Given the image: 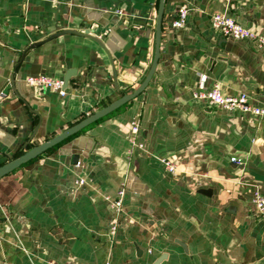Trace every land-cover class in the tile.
<instances>
[{
	"label": "crops",
	"instance_id": "crops-1",
	"mask_svg": "<svg viewBox=\"0 0 264 264\" xmlns=\"http://www.w3.org/2000/svg\"><path fill=\"white\" fill-rule=\"evenodd\" d=\"M182 3L191 10L173 28ZM157 8L158 0H0V166L140 85ZM215 12L264 36V0H165L145 89L0 177V264H264V211L253 203L264 196V114L197 96L217 84L263 105L264 48L213 29ZM67 74L65 96L25 81ZM121 188L111 238L109 202Z\"/></svg>",
	"mask_w": 264,
	"mask_h": 264
},
{
	"label": "built area",
	"instance_id": "built-area-1",
	"mask_svg": "<svg viewBox=\"0 0 264 264\" xmlns=\"http://www.w3.org/2000/svg\"><path fill=\"white\" fill-rule=\"evenodd\" d=\"M191 10V7L187 3H182L177 10L176 17L172 22L173 28H181L184 26L187 16ZM211 26L213 29L221 33L222 35L234 39L248 40L257 49L264 48V36L260 35L235 20L233 17L228 16L225 13L215 12L210 17ZM26 83L30 86L37 88L49 89L56 92L60 96L67 95L66 86L64 81L59 78H53L47 75H29L25 79ZM199 97L203 98L209 106L218 107L228 111H240L243 113H253L255 115L264 114V104L258 107H254L249 104L248 96L245 93L238 95H226L223 94L219 85H214L210 89L198 93ZM139 129V122H131V130L133 133H137ZM232 162L240 163V159L235 157L231 158ZM162 164L166 171L175 173L177 170L176 163L171 159H163ZM77 184L82 185L84 179H78ZM125 194L124 188L118 190L115 198L110 200V207L113 211V217L109 224V235L114 237L117 232V227L121 213L123 211V197ZM253 203L255 208L260 213L264 211V196L255 193L253 197Z\"/></svg>",
	"mask_w": 264,
	"mask_h": 264
},
{
	"label": "water",
	"instance_id": "water-1",
	"mask_svg": "<svg viewBox=\"0 0 264 264\" xmlns=\"http://www.w3.org/2000/svg\"><path fill=\"white\" fill-rule=\"evenodd\" d=\"M164 5H165V0H158V8H157V17H156V28H155V51H154V57L150 66V69L144 78V80L140 83V85L132 92L126 93L122 95L121 97L117 98L116 100L112 101L108 105L102 107L101 109L95 111L94 113L88 115L87 117L81 119L77 123L71 125L70 127H67L64 129L62 132L59 134L55 135L54 137L38 144L33 147H30L26 151H24L20 156L2 164L0 166V177L3 175L11 172L15 168L19 167L20 165L28 162L29 160L39 156L46 150L50 149L51 147L59 144L60 142L66 140L73 134L77 133L78 131L82 130L84 127L87 125L95 122L96 120L102 118L103 116L107 115L108 113L114 111L121 105L125 104L126 102L130 101L137 95H139L146 87L150 79L152 78L157 62L159 59V54H160V40H161V28H162V19H163V11H164ZM71 30L63 31V32H69ZM58 33H53L44 40L34 42L30 45V47H35L37 45H40L46 40H49L55 36H57ZM98 41H100L97 37ZM70 75L67 74L64 77V86L67 85L68 80H69ZM200 192L207 194L209 191L205 189H201Z\"/></svg>",
	"mask_w": 264,
	"mask_h": 264
}]
</instances>
